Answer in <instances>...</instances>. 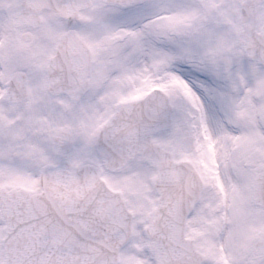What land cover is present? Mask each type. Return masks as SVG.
<instances>
[{
    "label": "snow or ice",
    "instance_id": "snow-or-ice-1",
    "mask_svg": "<svg viewBox=\"0 0 264 264\" xmlns=\"http://www.w3.org/2000/svg\"><path fill=\"white\" fill-rule=\"evenodd\" d=\"M0 264H264V0H0Z\"/></svg>",
    "mask_w": 264,
    "mask_h": 264
}]
</instances>
